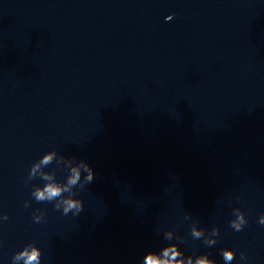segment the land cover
I'll use <instances>...</instances> for the list:
<instances>
[{
	"label": "clouds",
	"instance_id": "obj_1",
	"mask_svg": "<svg viewBox=\"0 0 264 264\" xmlns=\"http://www.w3.org/2000/svg\"><path fill=\"white\" fill-rule=\"evenodd\" d=\"M172 16L166 17V22L172 20ZM55 163L56 167L49 169ZM65 170L63 179H58V170ZM39 178L42 184H33L31 187V199L25 200L23 206L31 207L32 200L37 203H52L55 210H62L63 215L71 213L74 217L80 215L84 209V202L78 198L77 193L84 190L96 178L91 165L85 159L76 156H66L56 149L43 153L30 165L25 183ZM237 201L241 197H235ZM231 207V219L228 221L229 227L234 232H241L249 223L248 216L240 207H233L232 201H228ZM47 210L35 209L32 212L33 223L40 224L46 222ZM9 219L6 212H0V223ZM183 219L191 221L189 226V236L193 240L202 241L207 248H212L218 243L220 228L213 225L211 228L200 226V221L193 218L192 214L186 212ZM260 226H264V213H261L256 220ZM162 240L166 243L159 250H148L141 257L139 264H217L214 258H210L208 252L185 254L180 245L188 243V237L180 235L174 230L167 228L162 231ZM2 243V241H0ZM219 254L224 264H232L236 260V250L224 247L219 250ZM248 256L245 252H240L238 264H247ZM42 250L35 241L28 242L15 251L11 257V264H41Z\"/></svg>",
	"mask_w": 264,
	"mask_h": 264
},
{
	"label": "water",
	"instance_id": "obj_2",
	"mask_svg": "<svg viewBox=\"0 0 264 264\" xmlns=\"http://www.w3.org/2000/svg\"><path fill=\"white\" fill-rule=\"evenodd\" d=\"M12 254L0 243V264H11Z\"/></svg>",
	"mask_w": 264,
	"mask_h": 264
}]
</instances>
